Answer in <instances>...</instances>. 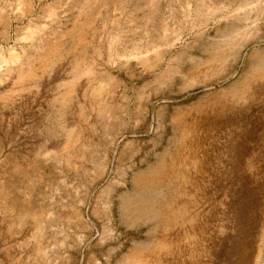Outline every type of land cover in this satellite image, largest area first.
<instances>
[{"label":"rangeland","instance_id":"1","mask_svg":"<svg viewBox=\"0 0 264 264\" xmlns=\"http://www.w3.org/2000/svg\"><path fill=\"white\" fill-rule=\"evenodd\" d=\"M0 264H264V0H0Z\"/></svg>","mask_w":264,"mask_h":264}]
</instances>
